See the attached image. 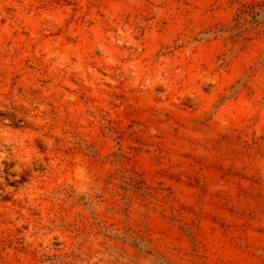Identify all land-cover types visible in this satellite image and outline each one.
Listing matches in <instances>:
<instances>
[{
	"label": "rangeland",
	"instance_id": "obj_1",
	"mask_svg": "<svg viewBox=\"0 0 264 264\" xmlns=\"http://www.w3.org/2000/svg\"><path fill=\"white\" fill-rule=\"evenodd\" d=\"M0 264H264V0H0Z\"/></svg>",
	"mask_w": 264,
	"mask_h": 264
}]
</instances>
